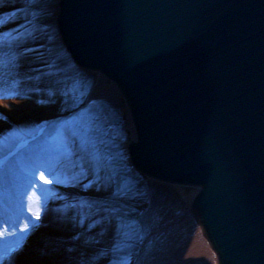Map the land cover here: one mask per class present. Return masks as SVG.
<instances>
[{"label":"water","instance_id":"95a60500","mask_svg":"<svg viewBox=\"0 0 264 264\" xmlns=\"http://www.w3.org/2000/svg\"><path fill=\"white\" fill-rule=\"evenodd\" d=\"M56 24L132 166L202 187L205 264H264V0H59Z\"/></svg>","mask_w":264,"mask_h":264},{"label":"bare ground","instance_id":"6f19581e","mask_svg":"<svg viewBox=\"0 0 264 264\" xmlns=\"http://www.w3.org/2000/svg\"><path fill=\"white\" fill-rule=\"evenodd\" d=\"M56 28V0H0V157L43 124L54 132L63 119L72 71L64 74L68 57L62 51L66 47L58 46L62 41ZM100 94L97 81L89 99ZM65 133L58 144L49 143L44 134L15 155L0 175V203L9 208L0 209V251L3 245L22 242L3 264H108L110 254L97 258L105 248L103 238L97 244L88 239L99 235L106 219L114 220L118 201L134 199L112 193L110 167L96 147L73 129ZM143 175L151 186H169L188 213L181 219V211L170 218L164 209L152 214L131 264L206 263L216 252L199 222L195 199L202 187ZM149 200L138 202L137 208H148ZM91 216L102 222L90 228ZM36 220L20 238L18 232L25 234Z\"/></svg>","mask_w":264,"mask_h":264},{"label":"rangeland","instance_id":"374dc122","mask_svg":"<svg viewBox=\"0 0 264 264\" xmlns=\"http://www.w3.org/2000/svg\"><path fill=\"white\" fill-rule=\"evenodd\" d=\"M58 1L56 0V11ZM55 33L59 35L58 28ZM58 46L63 47L60 43ZM62 51L68 57L64 74L72 71L71 83L66 91L69 100L64 104L62 111L64 118L58 123L57 130L50 132L48 127L45 133L46 139L49 143L58 144L66 139L67 130L76 131L75 134H79L91 145V148L96 147L97 153L102 155L104 162L110 167V176L115 182L112 193L120 196L128 195L134 199L133 203L118 201V208L112 211L114 220L106 219L108 222L106 226L100 224L99 235L93 234L88 239L89 243L97 244L102 241L99 240L101 236L105 242V248H102L101 256L97 258H104L110 254L107 257L108 264H131L135 256L134 251H137L140 240L149 229L148 218L152 214L164 209L165 218H170L175 212L181 211L178 217L181 219L187 215L188 210L169 186L162 182L151 186L147 176L131 167L124 140L111 130L102 95L89 99L97 84L95 72L79 68L66 49L62 48ZM146 199H150V206L141 210L137 208L138 202H144ZM101 222L92 217L89 227L92 228ZM34 224L35 222L30 224L25 231L26 234L36 226ZM111 225L113 228L110 227Z\"/></svg>","mask_w":264,"mask_h":264},{"label":"snow or ice","instance_id":"6c2138e0","mask_svg":"<svg viewBox=\"0 0 264 264\" xmlns=\"http://www.w3.org/2000/svg\"><path fill=\"white\" fill-rule=\"evenodd\" d=\"M29 2H31V0H29Z\"/></svg>","mask_w":264,"mask_h":264}]
</instances>
